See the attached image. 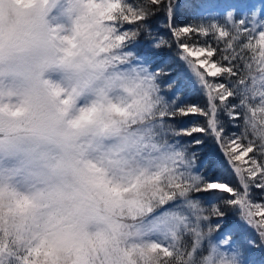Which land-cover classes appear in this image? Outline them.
Here are the masks:
<instances>
[{
  "label": "snow or ice",
  "instance_id": "6c2138e0",
  "mask_svg": "<svg viewBox=\"0 0 264 264\" xmlns=\"http://www.w3.org/2000/svg\"><path fill=\"white\" fill-rule=\"evenodd\" d=\"M87 8L98 18L101 53L139 80L153 119L130 133L132 148L104 135L94 145L87 183L106 234L73 240L0 219V264H264V202L251 191L264 190V0H87ZM159 13L155 31L163 27L167 37L153 36L149 21ZM142 31L150 39L140 53L132 49ZM173 44L179 62L151 68ZM172 73L166 101L160 79ZM184 86L203 93L207 106L181 99ZM220 111L242 116L243 131L227 134ZM190 115L206 123L178 119ZM204 136L215 146L201 156ZM229 212L237 217L230 225Z\"/></svg>",
  "mask_w": 264,
  "mask_h": 264
},
{
  "label": "clouds",
  "instance_id": "9594fccd",
  "mask_svg": "<svg viewBox=\"0 0 264 264\" xmlns=\"http://www.w3.org/2000/svg\"><path fill=\"white\" fill-rule=\"evenodd\" d=\"M100 30L87 0H0V219L8 224L73 240L108 231L87 183L94 145L104 135L132 148L130 133L153 117L135 75L101 53Z\"/></svg>",
  "mask_w": 264,
  "mask_h": 264
},
{
  "label": "trees",
  "instance_id": "16d2710c",
  "mask_svg": "<svg viewBox=\"0 0 264 264\" xmlns=\"http://www.w3.org/2000/svg\"><path fill=\"white\" fill-rule=\"evenodd\" d=\"M130 2H135V0H130ZM187 19V18H186ZM164 20V16L162 13H159L157 15V17L152 18L149 23L150 25L153 27V36H156L158 34H164L167 37V30L164 29L163 27H160V32L157 33L155 31V28L159 27L162 22ZM127 27H131V26H125ZM170 38V37H169ZM150 39V37H148L146 32L141 33V35L139 37H137L136 40V44L140 45L139 48H136L135 46H133V51H138L140 53H143L145 51V46L148 43V40ZM204 39V38H202ZM176 51L177 48L175 46V44L172 45L171 48H165L162 52L158 53V56L154 58L155 62L152 63L150 65L151 68H155L160 64L165 63L166 61L168 62L169 67L174 66V64L177 62L176 61ZM178 63V62H177ZM172 76H175V73H172L171 76H164L160 79V83H161V95L164 97V99L166 101H170L173 99V92L174 89H169L167 86V81L172 79ZM210 79V78H209ZM219 79V78H217ZM180 84L177 85V87H179ZM181 99L185 100L187 103L191 104V103H195L200 105L201 107H206L207 106V98L204 94H201V92H197L194 91L192 88L188 87V86H184L182 89V93H181ZM230 100H233L234 98H229ZM235 102L238 104L239 103V98H235ZM227 103V102H226ZM167 119V118H165ZM180 121H184L187 123H199V124H205V118L204 117H200V116H196V115H190L189 117H179L178 118ZM219 119L222 121L224 128H225V132L227 134H231V133H240L243 131V127H244V121H243V117L241 116V118L239 120H232L226 111H220L219 112ZM169 124H173V121L168 120L167 121ZM173 126H179L177 124H173ZM199 135V134H198ZM168 139L170 141H176V140H180V141H187L190 138L188 137H175L172 135H169ZM204 140H205V145L202 146L201 148V152L199 153L201 156H203L206 151L211 148L214 147V141L212 140L211 137L209 136H204ZM252 155V154H250ZM228 181L230 182V184L236 188H239V181L238 179L235 177L234 174L232 175H228L227 176ZM242 190V189H241ZM252 197L254 200H256L257 202H264V190H261L259 188H252ZM226 197L229 196V194L224 193L222 194ZM215 219V218H213ZM226 219L228 220V224H232L235 223L237 220V217L234 216L231 212H229L228 216L226 217ZM205 231H207V229H205ZM217 233L215 231L212 232L210 237H207L204 240V248L205 250L207 249V245H208V239H215ZM185 241H187V243L190 245L191 244V238L188 236L184 237Z\"/></svg>",
  "mask_w": 264,
  "mask_h": 264
},
{
  "label": "rangeland",
  "instance_id": "374dc122",
  "mask_svg": "<svg viewBox=\"0 0 264 264\" xmlns=\"http://www.w3.org/2000/svg\"><path fill=\"white\" fill-rule=\"evenodd\" d=\"M177 52H178V49H177V51H176V54H177ZM176 61L179 62L177 59H176ZM177 62H176V63H177ZM210 79H212V78H210ZM201 94H203V93H201Z\"/></svg>",
  "mask_w": 264,
  "mask_h": 264
}]
</instances>
